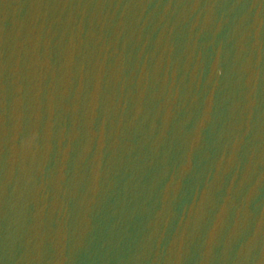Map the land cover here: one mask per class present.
<instances>
[{"label": "water", "instance_id": "95a60500", "mask_svg": "<svg viewBox=\"0 0 264 264\" xmlns=\"http://www.w3.org/2000/svg\"><path fill=\"white\" fill-rule=\"evenodd\" d=\"M0 264H264V0H0Z\"/></svg>", "mask_w": 264, "mask_h": 264}]
</instances>
